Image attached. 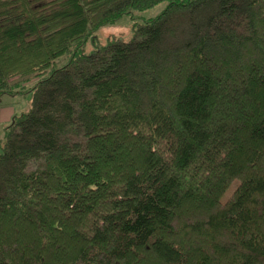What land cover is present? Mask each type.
I'll use <instances>...</instances> for the list:
<instances>
[{
  "label": "trees",
  "instance_id": "16d2710c",
  "mask_svg": "<svg viewBox=\"0 0 264 264\" xmlns=\"http://www.w3.org/2000/svg\"><path fill=\"white\" fill-rule=\"evenodd\" d=\"M28 88L0 264H264V0H0V106Z\"/></svg>",
  "mask_w": 264,
  "mask_h": 264
},
{
  "label": "rangeland",
  "instance_id": "374dc122",
  "mask_svg": "<svg viewBox=\"0 0 264 264\" xmlns=\"http://www.w3.org/2000/svg\"><path fill=\"white\" fill-rule=\"evenodd\" d=\"M167 6L168 2L165 1L147 10H131L129 14L123 16L115 23L104 26L97 31L96 34L98 36L100 44L106 45L109 39H123L126 41L130 40L134 35V28L138 24H143L144 22H147L157 17L166 9ZM84 50L86 51V53H91L94 50V44L92 43V41H89L87 43ZM29 89L30 88L24 89L23 92L18 93L15 95V97L7 100L11 103V105H13L14 109L16 110V117H20L30 110L33 95L31 92H28ZM2 107H5V104L1 105L0 109ZM11 123L6 126H2L0 128V131L4 134ZM3 140L4 136L0 139V147L3 144ZM0 152H2L1 148ZM233 188L234 187H232L227 193V195L224 197L225 200L231 194Z\"/></svg>",
  "mask_w": 264,
  "mask_h": 264
},
{
  "label": "crops",
  "instance_id": "0c3cea01",
  "mask_svg": "<svg viewBox=\"0 0 264 264\" xmlns=\"http://www.w3.org/2000/svg\"><path fill=\"white\" fill-rule=\"evenodd\" d=\"M15 115H17V114H16V110L14 109L13 105L7 104V105H5V107H2L0 109V128L2 126H6L9 123H11V121L13 120ZM3 136H4V134L0 131V139Z\"/></svg>",
  "mask_w": 264,
  "mask_h": 264
}]
</instances>
